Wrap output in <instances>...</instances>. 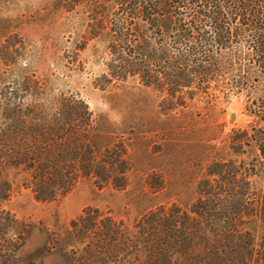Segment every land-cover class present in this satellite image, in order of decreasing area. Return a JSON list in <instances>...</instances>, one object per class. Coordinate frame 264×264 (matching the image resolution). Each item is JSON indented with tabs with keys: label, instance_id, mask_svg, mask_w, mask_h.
Wrapping results in <instances>:
<instances>
[{
	"label": "trees",
	"instance_id": "16d2710c",
	"mask_svg": "<svg viewBox=\"0 0 264 264\" xmlns=\"http://www.w3.org/2000/svg\"><path fill=\"white\" fill-rule=\"evenodd\" d=\"M69 1L91 3L89 36L107 41L109 83L135 78L187 118L186 109L224 113L240 100L244 118L209 147L192 201L161 202L133 229L86 207L63 236L21 255L31 227L3 206L11 192L5 167L27 174L38 201L86 178L123 189L131 168L127 145L100 128L109 120L83 100L24 104L0 92L2 264H264V0ZM28 83L41 87L34 72ZM57 254L64 260L44 262Z\"/></svg>",
	"mask_w": 264,
	"mask_h": 264
},
{
	"label": "rangeland",
	"instance_id": "374dc122",
	"mask_svg": "<svg viewBox=\"0 0 264 264\" xmlns=\"http://www.w3.org/2000/svg\"><path fill=\"white\" fill-rule=\"evenodd\" d=\"M91 8L90 2L71 5L69 0H0V92H12L24 104L59 96L83 100L94 116L109 120H100V128L127 145L131 168L123 189L97 186L86 178L64 196L38 201L27 174L5 167L11 192L3 206L31 227L21 255L41 247L50 236H63L70 220L86 207L133 229L161 202L192 201L209 147L219 145L222 134L244 118L240 100H233L224 113L223 106L212 113L202 107L186 109L187 118L160 106L157 93L135 78L109 83L103 77L107 41L89 36ZM7 48L12 52L6 53ZM32 72L41 82L38 89L28 83ZM54 260L64 259L57 254L44 262Z\"/></svg>",
	"mask_w": 264,
	"mask_h": 264
}]
</instances>
